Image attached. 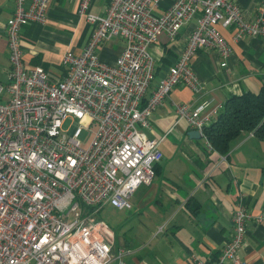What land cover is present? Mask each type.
<instances>
[{
  "label": "built area",
  "instance_id": "1",
  "mask_svg": "<svg viewBox=\"0 0 264 264\" xmlns=\"http://www.w3.org/2000/svg\"><path fill=\"white\" fill-rule=\"evenodd\" d=\"M91 1L79 0L78 12L94 30L80 53L66 52L61 79L24 59L22 28L45 22L50 0H15L7 20L10 67L8 80H0V264H129V249L114 247L99 211L107 203L130 208L138 186L156 175L161 138L149 137L139 125H150L174 86L201 89L192 65L198 51L217 50L227 64L232 46L218 23L234 26V39L264 36V14L248 19L237 0H170L162 13L153 10L161 0H111L105 14L92 11ZM195 15L198 24L178 59L143 103L155 77L151 44L161 32L175 38ZM113 36L126 45L108 63L97 47ZM211 102L177 103L176 112L205 137L204 127L223 107ZM69 117L74 120L65 128ZM92 124L97 129L87 146L89 137L81 133ZM251 216L239 201L232 236L212 264H242Z\"/></svg>",
  "mask_w": 264,
  "mask_h": 264
},
{
  "label": "crops",
  "instance_id": "2",
  "mask_svg": "<svg viewBox=\"0 0 264 264\" xmlns=\"http://www.w3.org/2000/svg\"><path fill=\"white\" fill-rule=\"evenodd\" d=\"M237 1L248 19L264 14L262 0ZM110 2L92 0L90 8L105 14ZM169 3L161 0L154 12L162 13ZM14 7L15 0H0V80L4 82L10 67L6 23ZM78 7L79 0H50L45 22L32 21L23 26L27 65L43 66L53 79L65 77L66 52L80 53L94 30V24L79 14ZM197 24L195 15L175 38L161 32L151 44L155 77L143 103L176 62ZM217 25L232 46L227 64L222 65L223 57L217 50L198 51L192 65L202 81L201 89L174 86L154 110L150 125H139L149 137L161 138L163 156L155 163L153 181L138 186L130 208L111 203L101 208L114 207V222L102 220L109 227L114 247L129 249V264H196L194 255L214 263L232 236L233 213L239 201H244L252 213L240 249L242 264H264V219L257 220L264 214V138L253 130L243 131L223 153L210 147L204 136H193V127L176 112L177 103L197 105L212 100L211 106H215L224 104L231 95L257 92L264 86V36L244 34L234 39V26ZM125 45V38L113 36L97 47V53L104 61L114 63ZM226 264L234 262L229 259Z\"/></svg>",
  "mask_w": 264,
  "mask_h": 264
},
{
  "label": "trees",
  "instance_id": "3",
  "mask_svg": "<svg viewBox=\"0 0 264 264\" xmlns=\"http://www.w3.org/2000/svg\"><path fill=\"white\" fill-rule=\"evenodd\" d=\"M264 138V86L228 97L218 116L204 127L205 137L216 150L228 152L243 131Z\"/></svg>",
  "mask_w": 264,
  "mask_h": 264
},
{
  "label": "rangeland",
  "instance_id": "4",
  "mask_svg": "<svg viewBox=\"0 0 264 264\" xmlns=\"http://www.w3.org/2000/svg\"><path fill=\"white\" fill-rule=\"evenodd\" d=\"M73 120H74L73 117H69L67 119L64 127L68 128L70 126V124L73 122ZM96 129H97L96 124L90 125V127L88 129H85V128L83 129V131L81 133V137H83V138L89 137V140H87V146L89 145L90 139H91V137H92V135ZM113 210H115L114 207H112L111 205H108L103 210L99 211V216L101 218H103V220H106L107 222H114V220L116 219V215H115V212Z\"/></svg>",
  "mask_w": 264,
  "mask_h": 264
},
{
  "label": "water",
  "instance_id": "5",
  "mask_svg": "<svg viewBox=\"0 0 264 264\" xmlns=\"http://www.w3.org/2000/svg\"><path fill=\"white\" fill-rule=\"evenodd\" d=\"M191 134H192L193 136H196V137H201V136H203V134H201L200 131H199L198 129H196V128H193V129L191 130Z\"/></svg>",
  "mask_w": 264,
  "mask_h": 264
}]
</instances>
